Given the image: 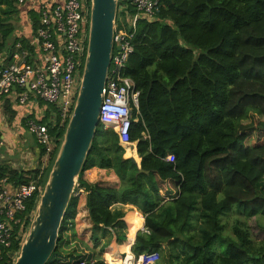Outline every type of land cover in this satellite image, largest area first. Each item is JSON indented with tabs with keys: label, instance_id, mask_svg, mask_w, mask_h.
Instances as JSON below:
<instances>
[{
	"label": "trees",
	"instance_id": "16d2710c",
	"mask_svg": "<svg viewBox=\"0 0 264 264\" xmlns=\"http://www.w3.org/2000/svg\"><path fill=\"white\" fill-rule=\"evenodd\" d=\"M16 1L0 0V52L14 32ZM125 75L139 93L129 140L143 172L124 159L117 134L99 126L46 264H106L109 243L94 256L59 250L80 190L95 244L100 231L126 242L123 252L133 242L131 252L152 264H264V222H257L261 238L244 222L264 221V0H159L155 19L137 23ZM45 123L59 145L65 129ZM93 168L113 181L89 182L84 174ZM39 171L2 166L0 180L27 184ZM46 178L43 171L38 183ZM36 197L27 201L29 215ZM117 204L139 211L143 230L134 234L136 217ZM229 214L239 216L227 229ZM18 244L0 264L14 263Z\"/></svg>",
	"mask_w": 264,
	"mask_h": 264
},
{
	"label": "built area",
	"instance_id": "2783aa9c",
	"mask_svg": "<svg viewBox=\"0 0 264 264\" xmlns=\"http://www.w3.org/2000/svg\"><path fill=\"white\" fill-rule=\"evenodd\" d=\"M27 1L33 5L38 25L33 29L29 21L31 37L26 41V47L16 43L17 53L13 61L0 64V101L13 97L17 105L24 106L32 97L55 108V111L48 107L39 109L34 118H25L27 133L44 149V155L51 157L58 144L45 122L65 129L71 116L86 55L91 0L16 2L20 6ZM158 5L159 0H117L113 47L105 76L99 125L103 129L111 126L124 149L130 144L129 131L133 111L138 109L139 95L133 81L125 75L127 61L133 53L137 23L153 21ZM32 105L37 107V103ZM41 175L40 170L36 179L19 185H14L7 178L0 180V257L11 247L12 241L19 243V247L23 243L29 229L27 219L31 221L34 213H26L27 201L36 193L37 205L42 193V186L38 183ZM31 176L25 177L31 179ZM132 245L133 242L129 251L116 260L105 256V263H153L144 255L135 256L131 252Z\"/></svg>",
	"mask_w": 264,
	"mask_h": 264
},
{
	"label": "water",
	"instance_id": "95a60500",
	"mask_svg": "<svg viewBox=\"0 0 264 264\" xmlns=\"http://www.w3.org/2000/svg\"><path fill=\"white\" fill-rule=\"evenodd\" d=\"M117 0H91L86 55L71 116L55 152L35 214L13 264H46L99 128L105 76L113 47ZM111 126L107 130H111ZM136 146V143H135ZM139 172L140 158L136 161ZM146 173V172H145ZM147 174V173H146Z\"/></svg>",
	"mask_w": 264,
	"mask_h": 264
},
{
	"label": "crops",
	"instance_id": "0c3cea01",
	"mask_svg": "<svg viewBox=\"0 0 264 264\" xmlns=\"http://www.w3.org/2000/svg\"><path fill=\"white\" fill-rule=\"evenodd\" d=\"M25 4L28 5H22L27 6V25L29 26V21H31V13L35 10L33 9V5L30 1H27ZM30 4V5H29ZM20 7V6H19ZM37 7H34V9ZM19 14V12H18ZM30 28V27H29ZM26 41L28 42L29 37H25ZM21 39L18 35H15L11 39V46H10V37L5 42V48L2 52H0V64L10 63L13 61L15 54L17 53L15 49V44L20 42ZM8 53V57L2 58L4 54ZM37 107H34L32 104H36ZM39 101H36L34 98L29 97V103H27L24 106L17 105V103L14 101L13 97L5 98L0 101V167L5 166L9 167L13 170H16L18 172H29L36 169H40L42 172L44 171L45 175L48 174L50 168H51V162L50 157H46L45 155L40 156L39 154V146L32 145L25 137L27 131L25 126V118L34 117L38 115L39 110ZM45 109L47 107H44ZM12 112L14 113V117L12 119ZM13 121V122H12ZM12 122V124H11ZM36 143V142H35ZM134 145V153H130L129 156L136 155V146L134 143H131ZM126 150V149H125ZM127 151H125L126 153ZM127 154V153H126ZM54 159V158H52ZM53 161V160H52ZM105 170H99L97 168H93L90 170H87L84 174V178L88 180L91 183H96L100 181H104L102 179L103 174H105ZM111 176L113 174L111 173ZM79 199H81V204L84 202V193L83 190L79 191ZM115 208L122 210L125 213L132 212L133 215L136 217V220L142 221V227L140 230L143 229V216L139 211H137L133 206L130 205H121L117 204L115 205ZM129 233V230H128ZM106 239H101L103 244L106 243ZM116 241V240H115ZM105 242V243H104ZM125 244L126 242H122ZM121 246L120 243L117 241L115 244L112 245L110 243L109 245V253L108 258L111 257L113 260L118 259L121 257V255L124 253L121 249H119ZM100 250V246L95 248L94 252H90V255H97L98 251ZM89 255V254H88ZM105 258V255L102 254V259Z\"/></svg>",
	"mask_w": 264,
	"mask_h": 264
},
{
	"label": "rangeland",
	"instance_id": "374dc122",
	"mask_svg": "<svg viewBox=\"0 0 264 264\" xmlns=\"http://www.w3.org/2000/svg\"><path fill=\"white\" fill-rule=\"evenodd\" d=\"M24 5H28V4H24ZM16 9L18 10L19 14H17V16L12 14V16H11L12 17V25H14V32L10 36V46L12 43L11 39L15 35H18L21 39H24V40H26L25 37H29V38L31 37L30 28L26 24L27 23V16H28L27 15V13H28L27 6L23 7L22 5H20V7H19L17 5ZM6 57H8V53L7 54L5 53L2 56L3 59ZM46 106L47 105L45 103L41 102L39 104V109L44 110V107H46ZM12 122H11V124H12ZM25 137L32 145H36L34 138L31 135L26 133ZM132 143L135 144L136 142H132ZM122 146H124V145H122ZM35 147L37 148V145ZM122 148L124 149V147H122ZM125 151L126 150L124 149V155L123 156H124V158H127L126 155L129 156L130 153L126 152L127 153L126 154ZM133 156H137V154L136 155L134 154ZM106 173L103 174L102 179L104 181H113L112 180L113 177L111 175L107 176ZM43 186L44 185H42V190H43ZM34 214H35V210H34V213H32V215H31V221L27 219L26 226H28V225L30 226V223L33 220ZM237 216H239V215H237ZM237 216L235 214H229L225 218L226 221H224V219H223V221L227 225V229L230 228L233 220ZM240 220L244 221L243 218H241ZM135 221H137V220L136 219L131 220L130 224H133V222H135ZM244 222L250 227V229L252 228L251 231H252L253 235L257 236L258 238L262 237V234L259 233V230L257 227V222L262 223V222H264L263 220L258 221L256 219H250V220H247ZM67 227H68V231H65L63 233V236H62L63 241L59 246V250L66 253V254L67 253H75V255H77L75 257L87 256L88 254L90 255L91 254L90 252H93L95 250L96 246L101 247L102 245H104L103 242L101 241V239L104 240V238H107L106 243L104 242L105 244L112 243V245H113L116 242L112 235L109 236L107 233L105 235H103V233L100 231H97V234H96V237L99 238L98 244H95L92 242V238L90 237V234L88 231V222L86 220V217L84 216V213L81 210V199H80V201H78L77 215H75L74 218L69 221V224L67 225ZM128 230L130 231L129 226L127 227V236H128ZM120 244L124 245L123 243H120ZM17 255H19V253H17ZM17 255L13 254L12 258L14 261L16 260Z\"/></svg>",
	"mask_w": 264,
	"mask_h": 264
},
{
	"label": "bare ground",
	"instance_id": "6f19581e",
	"mask_svg": "<svg viewBox=\"0 0 264 264\" xmlns=\"http://www.w3.org/2000/svg\"><path fill=\"white\" fill-rule=\"evenodd\" d=\"M125 149L127 151H132V148H131L130 145H126ZM126 157H131V156L126 155ZM132 158H134L136 160V156H132ZM132 225L135 227V230H134V234H135L139 229H141V227H142V221L141 220L135 221V222H133ZM129 249H130V247L128 248V250L126 252H128Z\"/></svg>",
	"mask_w": 264,
	"mask_h": 264
}]
</instances>
